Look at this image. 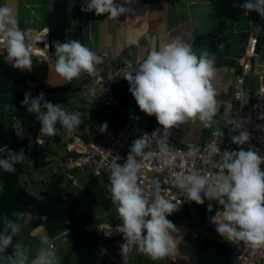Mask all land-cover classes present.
I'll use <instances>...</instances> for the list:
<instances>
[{"label":"clouds","instance_id":"9594fccd","mask_svg":"<svg viewBox=\"0 0 264 264\" xmlns=\"http://www.w3.org/2000/svg\"><path fill=\"white\" fill-rule=\"evenodd\" d=\"M130 0H85L84 12H93L97 16L107 14V19H115L130 11L125 5ZM245 14L255 11L264 18V0H245L240 5ZM27 31L21 29L13 8L0 6V46L6 52L5 59L15 69L32 70V58L27 42ZM55 71L64 80L71 82L82 74L92 75L99 57L79 40L56 42L54 46ZM216 74L214 58L207 51L197 55L192 46L177 38L171 43L153 48L147 58L135 71L126 72L124 79L129 83V92L134 97L141 112L155 117L159 128L151 135L144 134L133 141L129 154L123 164L113 163L109 176L111 184L110 199L116 208L122 225L115 231L122 234L123 243L120 254L123 264L133 252H142L153 261L173 257L177 252L178 241L173 233L175 225L167 217L177 210V206L165 198L156 185L154 199L144 195L139 185L141 163L138 157L145 154L151 146V138L163 133L166 140L170 130L188 122L211 123L218 111L217 92L213 85ZM95 95V89H90ZM21 105L27 112L36 115L40 122L39 133L54 136L59 124L67 135H72L81 124L82 111L68 112L61 104H54L45 99L41 92L36 97L25 93ZM86 127V126H85ZM107 124L101 126L105 131ZM249 133L240 131L231 136V143L242 146L249 141ZM197 149H191L188 156L196 155ZM221 153L220 148L213 149V154ZM165 155H168L165 153ZM24 156L7 151V156L0 158V169L15 172V165ZM172 163L169 158L165 161ZM264 156L257 151L240 147L239 150H224L219 167L220 174L210 178L208 174L196 171L178 173L173 184L178 187L188 201L203 205L209 201L207 211L212 212L214 205L219 206L210 222L215 231L227 241H241L253 251L264 249ZM203 194V197L202 195ZM15 219L3 217V229L0 231V253H4L14 237L22 231L23 213H13ZM41 247L31 264H60L49 236L42 234ZM7 264H28V249L20 243L13 246L12 254L3 257Z\"/></svg>","mask_w":264,"mask_h":264},{"label":"crops","instance_id":"0c3cea01","mask_svg":"<svg viewBox=\"0 0 264 264\" xmlns=\"http://www.w3.org/2000/svg\"><path fill=\"white\" fill-rule=\"evenodd\" d=\"M117 3H121V0H117ZM243 3L242 0H130L125 5L130 11L115 19H107V14L97 16L94 11H82L85 0H0V6L5 4L14 9L21 29L28 30L27 39L40 28L48 27L53 47L56 42L79 40L96 54L111 58L130 57L139 64L153 48L158 49L162 44L171 43L177 38L190 44L197 55L207 51L214 58L216 74L213 85L217 92L218 111L211 123L196 121L181 124L172 128L167 137L190 150L197 149L203 137L215 125H219V129L226 128L224 124L233 126V123L224 122L222 117L227 112L232 113V86L249 37V18L240 7ZM199 38L202 39L198 41ZM52 58L56 60L55 54ZM81 78L86 82L85 77ZM69 83L57 74L55 63L49 65L45 81L47 88ZM249 83L256 86L253 77H250ZM126 113L146 126L160 127L154 116L149 117L140 111L134 97ZM88 138L92 139L93 135ZM88 138L85 140H90ZM105 196L109 198L110 192H106ZM170 221L175 225L176 232L173 235L178 241L175 255L153 261L144 253L136 251L129 264H221L210 252V258L198 253L199 237L193 239L189 232L191 228L196 231L197 222L186 217ZM116 222L117 217L112 224ZM201 224L203 228L211 225L215 229L209 220ZM40 231L43 229L37 228L34 233ZM62 237L67 241L66 237ZM206 239L213 238L205 235ZM80 257L86 264H116L112 243L86 250ZM228 261L231 264L230 258Z\"/></svg>","mask_w":264,"mask_h":264},{"label":"built area","instance_id":"2783aa9c","mask_svg":"<svg viewBox=\"0 0 264 264\" xmlns=\"http://www.w3.org/2000/svg\"><path fill=\"white\" fill-rule=\"evenodd\" d=\"M247 16L250 23L249 37L240 57L232 86L233 127L231 129L233 135L247 131L249 141L238 146L231 143L226 128L227 133L223 129L214 128L206 133L203 142L197 148L196 155L190 157L187 155L190 149L168 138L162 140V135L159 133L151 138V146L145 149V154L137 158L142 165L138 183L143 188L144 195L150 201L154 199L158 183L160 193L177 206V210L167 217L169 220L181 216L185 209L191 211L195 203L188 201L182 191L173 184L176 174L196 171L214 178L221 172L219 163L222 152L226 149L232 151L243 147L245 150L252 149L264 156V50L259 48V36L264 34V18L255 11L248 13ZM27 42L32 61L48 65L55 63L51 55V32L48 27H42L32 33ZM3 50V46H0V51ZM97 55L101 57V63L96 65L95 72L92 75L87 73L81 75L86 79L84 88L88 91L94 88L95 95L97 92H109L113 81L139 67V62L130 57L111 58L104 54ZM250 77L254 78L256 86L249 83ZM125 115L127 119L118 130H113L107 125L103 132L100 129L105 123L99 119H92L85 127L86 131L90 129L92 139L85 140L74 135L66 151L50 153L52 155L50 161L55 163L58 173L64 176V186L71 185L83 189L93 179L104 176L105 172L111 174L113 163L123 164L126 161L134 140L144 134L151 135L157 129L132 119L126 112ZM36 145L46 148V141L42 136L37 139ZM215 148H220L221 153L213 154ZM169 158L172 159V163H165ZM261 169L264 171V164L261 165ZM78 176L83 178V182L79 181ZM201 195L203 197V194ZM205 202L209 201L205 200ZM120 225L122 220L117 214V222L114 224L91 223L84 227L87 232L112 241L116 252V264H123L120 245L124 241L122 234L115 231ZM204 228L205 235L209 237L206 226ZM189 232L193 239H198V233L193 228L189 229ZM230 242L234 245L230 254L232 264H264V249L253 251L241 241ZM135 253L136 251L133 250L129 254L127 264Z\"/></svg>","mask_w":264,"mask_h":264},{"label":"trees","instance_id":"16d2710c","mask_svg":"<svg viewBox=\"0 0 264 264\" xmlns=\"http://www.w3.org/2000/svg\"><path fill=\"white\" fill-rule=\"evenodd\" d=\"M202 38H199L201 40ZM259 48L264 50V34L259 36ZM54 57V47L51 51ZM6 52L0 51V152L2 157L7 156V147L17 145L24 149V159L15 165V172L8 173L0 169V231L3 229V217L15 219L13 213H23L22 225L35 230L42 228L49 236L63 235L69 243V252L59 261L60 264H75L70 255L77 250H92L100 245L111 244L110 239L102 238L96 234L87 232L84 227L92 223L90 213L79 212L80 206L85 198L98 204L101 208L109 210L115 208L110 197L106 194L85 187L71 192L64 186V176L61 173H52L44 183L41 198L28 193L21 184V176L26 172V160L32 162L34 169L48 165L50 152L46 148H40L36 141L41 137L39 133L40 122L36 115L29 113L21 105L25 93L36 97L41 92L45 99L54 104H64L74 93L70 85L47 88L45 81L49 73V65L32 61V70L21 71L15 69L5 59ZM125 75V74H124ZM124 75L117 78L111 84V90L107 92L102 105L94 112L93 116L102 120L111 129L118 130L126 121V109L133 99L129 92V83ZM250 79V78H249ZM87 122L81 125L84 129ZM233 127V126H232ZM227 133V130L223 128ZM45 136V135H44ZM51 137H48V140ZM58 141L54 135L52 138ZM215 211L218 208L213 203ZM212 211V212H213ZM188 210H184L178 218H188ZM207 208H202L201 213L210 216ZM221 241L218 247L212 239H206V243L216 250H223L222 237L217 234ZM17 244L14 237L12 246L4 253H0V264H7L3 257L12 254L13 246Z\"/></svg>","mask_w":264,"mask_h":264},{"label":"rangeland","instance_id":"374dc122","mask_svg":"<svg viewBox=\"0 0 264 264\" xmlns=\"http://www.w3.org/2000/svg\"><path fill=\"white\" fill-rule=\"evenodd\" d=\"M71 88L74 90V93L67 99V101L61 106L68 112H77L82 111L85 113L81 117V124L77 127L75 132L72 135H67L64 129L58 124L57 132L55 136L58 138V141H54L53 136H42L46 141V149L50 153H58L66 151L68 143L71 141L74 135L78 136L81 139L88 138L90 133V129L88 131H84L81 128V125L84 122H89L92 119H98L93 116L94 112L102 105L103 101L106 98L107 93H99L91 96L89 94L88 89L84 88L86 82L80 77L78 79H74L70 83ZM100 120V119H99ZM222 120L226 123H233V115L231 112H227L223 115ZM214 128H220L219 125H215ZM48 137H51L48 140ZM90 139V138H88ZM8 151H12L15 153H20L25 156L24 149L18 147L17 145H11L7 147ZM2 157V152H0V158ZM52 158L50 154L48 156V161ZM26 160V172L21 176V184L25 187L26 191L31 195L41 198V191L43 189L44 183L48 180L49 176L52 173L59 172L58 169L54 166L55 163L50 161L48 165L41 167L39 169H34L32 162ZM110 174L105 172L104 176L93 179L86 187L91 190L99 191L101 193L106 194V192H110L111 184L109 181ZM80 182H83V178L78 176ZM71 192H75L77 188L68 185L67 187ZM209 202H205L203 205H198L194 203L191 211L188 212V219L193 222H197L195 225L196 231L199 235V243H198V253H200L203 257H209V252L214 256L217 263L221 264H230L228 259L230 258V254L234 248L232 242L225 240L226 238L222 237L223 250H216L205 243V228H203L201 223L210 221V217L215 216L218 208L212 212L210 216L204 215L201 213L202 208H207ZM86 211L91 214L92 221H105L107 224H112V221L116 219L117 213L116 208H111L109 210L102 209L94 204L88 198H85L80 206L79 212ZM45 234L43 231L39 233H34L28 223H25L22 227V231L16 236L17 243H20L23 247L28 249V264H31V261L35 259L38 249L41 247V236ZM49 236V235H48ZM53 247H55V252L59 258V261L69 252V243L64 240L61 235L49 236ZM212 238V237H211ZM82 252H86L85 249H80L75 251L70 255L71 260L75 264H86L85 260L80 257ZM210 258V257H209ZM99 264V263H98ZM232 264V263H231Z\"/></svg>","mask_w":264,"mask_h":264},{"label":"water","instance_id":"95a60500","mask_svg":"<svg viewBox=\"0 0 264 264\" xmlns=\"http://www.w3.org/2000/svg\"><path fill=\"white\" fill-rule=\"evenodd\" d=\"M221 123H222V122H221ZM222 124H223V123H222ZM224 125H225L226 129L229 131V135H230V137L233 136L231 127L228 126V125H226V124H224ZM161 135H163V134L161 133ZM234 135H237V134H234ZM41 136H44V135L41 134ZM204 137H205V136H204ZM204 137H203V140H204ZM203 140H202V142H203ZM202 142H201V143H202ZM206 229H207V232L210 234V236L213 238V240L216 242L217 246L220 247V246H221V241H220L219 238L217 237L215 229H214L211 225H208V226L206 227Z\"/></svg>","mask_w":264,"mask_h":264}]
</instances>
